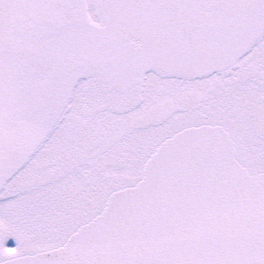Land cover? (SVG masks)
<instances>
[{
	"label": "snow or ice",
	"instance_id": "6c2138e0",
	"mask_svg": "<svg viewBox=\"0 0 264 264\" xmlns=\"http://www.w3.org/2000/svg\"><path fill=\"white\" fill-rule=\"evenodd\" d=\"M0 264H264V0H0Z\"/></svg>",
	"mask_w": 264,
	"mask_h": 264
},
{
	"label": "rangeland",
	"instance_id": "374dc122",
	"mask_svg": "<svg viewBox=\"0 0 264 264\" xmlns=\"http://www.w3.org/2000/svg\"><path fill=\"white\" fill-rule=\"evenodd\" d=\"M7 247H15V241L12 239H9L6 244Z\"/></svg>",
	"mask_w": 264,
	"mask_h": 264
}]
</instances>
